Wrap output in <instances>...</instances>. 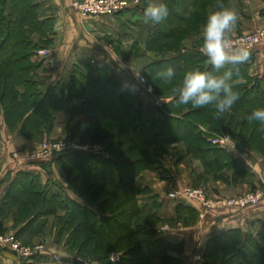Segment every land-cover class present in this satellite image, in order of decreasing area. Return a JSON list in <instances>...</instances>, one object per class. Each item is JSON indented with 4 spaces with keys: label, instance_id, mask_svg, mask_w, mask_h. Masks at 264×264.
Listing matches in <instances>:
<instances>
[{
    "label": "trees",
    "instance_id": "obj_1",
    "mask_svg": "<svg viewBox=\"0 0 264 264\" xmlns=\"http://www.w3.org/2000/svg\"><path fill=\"white\" fill-rule=\"evenodd\" d=\"M162 2L168 6V18L153 26L144 44L135 42L128 54L145 59L142 74L154 93L171 98L157 108L91 61L46 86L39 72L46 69L47 59L35 55L38 49L52 48L53 18L42 14L40 0H0V121L4 117L22 138L42 142L50 138L58 113L64 112L70 117L72 138H91L102 149L66 151L33 161L46 173V181L38 173L19 171L0 204V233L11 217L19 239L42 237L53 217L55 242L67 236L66 246L77 255L73 264H184L171 254L182 253L183 244L169 240L165 222L140 203L136 178L146 170L168 177L171 166L177 167L185 156L203 166L201 173H193L195 188L207 189L211 179L238 184L257 178L247 163L211 139L228 135L240 151L264 155V123L246 119L253 109L264 107V74L252 75L249 62L238 65L230 83L239 99L223 115L217 116L213 105L177 104L173 88L185 72L211 70L200 48L209 9L216 8L218 0ZM219 2L232 8L231 0ZM169 66L175 76L165 84L157 73ZM178 142L184 144V154L167 160L168 146ZM55 168L66 174L67 185L55 177ZM178 214L188 226L198 219V211L189 206L180 205ZM259 223L256 232L232 228L211 236L200 264H264V221ZM22 242L31 244L28 239ZM113 254H119V260L112 261Z\"/></svg>",
    "mask_w": 264,
    "mask_h": 264
},
{
    "label": "crops",
    "instance_id": "obj_2",
    "mask_svg": "<svg viewBox=\"0 0 264 264\" xmlns=\"http://www.w3.org/2000/svg\"><path fill=\"white\" fill-rule=\"evenodd\" d=\"M77 0H40V10L45 17L54 20L55 34L53 36V55L47 60L46 69L39 72V80L48 85L54 84L64 75L70 73L74 66H84L88 61L96 67L105 68L108 74L116 75L125 81L131 91L140 94L146 100V95L136 79L142 74L145 59L129 57L128 54L135 42L144 44L149 36L153 24L145 23L143 10L147 0H125L126 7L120 15L114 17H102L93 20L83 16L75 10L73 3ZM232 8L238 14V23L234 31H250L264 27V0H232ZM233 31V32H234ZM232 32V33H233ZM35 41L40 37L36 35ZM116 46L119 47L118 51ZM127 54V56L123 55ZM250 72L252 75L264 74V53H251ZM23 91L22 87H19ZM0 128V168L3 169V177L0 178V204L7 193L10 180L16 174L25 170L41 175L42 180H47L46 173L39 165L33 162L28 155L39 149V142L28 140L12 132L1 119ZM70 117L64 112H59L54 129L50 138H64L69 135L68 125ZM168 157L180 156L185 152L182 142L173 143L168 146ZM19 153V159L13 160L12 155ZM247 163L257 178L245 179L238 184H227L223 181L210 180L215 195H236L256 189L264 183V155L253 150L239 151L237 155ZM175 171L160 174L156 171L146 170L136 178V187L140 190L139 199L145 204H152V211L165 222L163 228L167 232L169 240L183 244L182 253H171L173 256L183 259L184 264H200L196 262L194 255L196 246L202 242V253L206 249L207 240L214 235H219L232 228H241L249 232H256L260 227V221H264V202L247 209H236L231 207H219L205 209L198 202L171 199L169 194L175 189L193 185V173L203 171L202 163L192 156L183 157L182 161L175 167ZM171 174V175H170ZM55 177L64 185H67L66 174L55 168ZM254 184H253V183ZM189 206L198 211V219L193 225H185L184 220L179 218L178 207ZM184 216V215H183ZM54 218L48 221L43 238L47 241L48 254L59 255V258L50 255L44 260L22 259L15 253L4 251L0 247V264H73L77 255L66 246L67 236L60 243H56L52 234ZM5 232L14 231L13 218H8L4 224ZM29 243L39 241L40 237H28ZM59 259V260H58Z\"/></svg>",
    "mask_w": 264,
    "mask_h": 264
},
{
    "label": "clouds",
    "instance_id": "obj_3",
    "mask_svg": "<svg viewBox=\"0 0 264 264\" xmlns=\"http://www.w3.org/2000/svg\"><path fill=\"white\" fill-rule=\"evenodd\" d=\"M168 16V6L162 0H147L143 10L145 23L161 24ZM238 19L235 9L225 7L219 0L216 8L209 9L202 28L200 51L207 57L211 70L193 68L186 71L182 81L173 88L177 104H190L193 108L213 105L217 116H220L230 111L239 99L230 82L234 74L239 72L237 66L250 60L251 52L246 47H233L231 33L235 30ZM229 65L232 67H228ZM174 76L175 69L171 66L157 73V77L165 84H170ZM246 119L249 122L264 123V107L253 109Z\"/></svg>",
    "mask_w": 264,
    "mask_h": 264
},
{
    "label": "built area",
    "instance_id": "obj_4",
    "mask_svg": "<svg viewBox=\"0 0 264 264\" xmlns=\"http://www.w3.org/2000/svg\"><path fill=\"white\" fill-rule=\"evenodd\" d=\"M75 10L79 11L83 16L93 20H100L102 17H114L119 14L125 7V0H77L73 3ZM231 41L234 48L246 47L251 53H264V27L235 33L231 35ZM52 48H41L36 51L35 58L48 59L52 56ZM140 84L146 86L147 78L140 74L137 77ZM169 99L154 98L156 107H163ZM170 101V100H169ZM211 143L219 145L221 148L228 149L232 144L228 137H214ZM77 151L83 153H99L102 149L98 145L79 144L75 140H59L54 142L45 141L41 145V149L31 156V160H49L58 156L62 152ZM0 171V175H1ZM171 199H180L185 201L198 202L205 209L231 207L236 209H246L250 206H256L264 202V185H260L254 191L239 194L229 197H214L210 196L205 188H195L193 186H185L180 189H175L169 194ZM0 247L6 248L15 252L22 259H30L37 254H42L45 251L44 246L37 245L34 247L24 246L18 242L15 236L0 237ZM203 244L199 242L196 246L197 252L194 255L196 262L203 260L202 253ZM119 254H113L112 261L119 260Z\"/></svg>",
    "mask_w": 264,
    "mask_h": 264
},
{
    "label": "rangeland",
    "instance_id": "obj_5",
    "mask_svg": "<svg viewBox=\"0 0 264 264\" xmlns=\"http://www.w3.org/2000/svg\"><path fill=\"white\" fill-rule=\"evenodd\" d=\"M231 2H232V0H231ZM251 31V30H250ZM242 32H244V31H234L233 33H231V35L232 34H235V33H242ZM53 50V49H52ZM53 55V54H52ZM51 58V57H50ZM49 59V58H48ZM47 59V60H48ZM140 75V74H139ZM146 77V76H145ZM136 81H137V83L139 84V86H140V88H141V90H142V92L144 91L146 94V97H147V100H150V102H151V100H152V103L154 104V98H162V99H169V100H171V98L170 97H162V96H159V95H157V94H155L154 93V89H153V86L151 85V84H149L148 83V81H147V85L146 86H144V85H142V84H140L139 82H138V80L136 79ZM169 100H168V102H169ZM165 103H167V102H165ZM154 106H155V104H154ZM156 107V106H155ZM164 107V106H163ZM157 108H162V107H157ZM68 130H69V125H68ZM220 136H222V137H228V138H230L231 139V142H232V144L230 145L231 147L229 148L230 150H228L230 153H232V154H236L237 155V153L240 151V148H239V146L237 145V142H236V140H234V139H232L230 136H228V135H215V136H213V138L214 137H220ZM59 140H75L77 143H79V144H87V145H101V144H99V143H97V142H95L94 140H92L91 138H88V137H75V138H72L71 137V135H70V131H69V135L68 136H66V137H64V138H48L47 140H43L42 142H39V149H37V150H35V151H33V152H31V153H29V155H28V157L29 158H31V156L35 153V152H38L40 149H41V145L45 142V141H48V142H54V141H59ZM212 144H214V143H212ZM215 145V144H214ZM217 146H219V145H217ZM220 147V146H219ZM169 150V149H168ZM250 150H252V149H250ZM242 151V150H241ZM254 151V150H253ZM22 151H18V152H15L13 155H12V159L13 160H18L19 159V153H21ZM256 152V151H255ZM258 153V152H257ZM260 154V153H259ZM261 155H263V154H261ZM159 157H162V155H160ZM176 158V157H175ZM173 165V164H172ZM175 169V167H173V166H171V171H175L174 170ZM0 171H2L1 172V175H0V178L1 177H3V169L2 168H0ZM262 185H264V183H262ZM188 186H190V185H188ZM260 186V185H259ZM258 186V187H259ZM257 187V188H258ZM183 188V187H182ZM197 188V187H196ZM198 188H204L203 186H201V187H198ZM206 189V188H205ZM207 192H208V194L210 195V196H214V197H229V196H235V195H215V193L213 192V190H212V188H211V186L210 185H207ZM255 190V189H254ZM254 190H250V191H247V192H242V193H239L240 195L241 194H245V193H248V192H251V191H254ZM239 194H236V195H239ZM140 203L142 204V205H146L147 206V208L148 209H153V206H152V204H145V201L144 200H140ZM261 204V203H260ZM257 206V205H256ZM11 235H13V236H15V238H16V240L18 241V242H20L22 245H24V246H29V247H34V246H37V245H42V246H44V248H45V251L42 253V254H37V255H35V256H44V258H43V260L44 259H46L50 254H48V244H47V241L43 238V236L41 237V236H39L40 237V239H39V241H36V242H33V243H31V244H24L23 242H22V239H19L17 236H16V234H15V229H14V231L13 232H5V233H0V237L2 236V237H4V236H6V237H8V236H11ZM55 239V238H54ZM4 251H6V252H9V253H15V252H12V251H10V250H8V249H6V248H3V247H1ZM16 254V253H15ZM35 256H33V257H35ZM51 256V255H50ZM54 256H56V255H52L51 257L52 258H54ZM57 258H59V255H57L56 256ZM60 259V258H59ZM58 259V260H59ZM80 260V259H79Z\"/></svg>",
    "mask_w": 264,
    "mask_h": 264
},
{
    "label": "water",
    "instance_id": "obj_6",
    "mask_svg": "<svg viewBox=\"0 0 264 264\" xmlns=\"http://www.w3.org/2000/svg\"><path fill=\"white\" fill-rule=\"evenodd\" d=\"M80 264V263H79Z\"/></svg>",
    "mask_w": 264,
    "mask_h": 264
}]
</instances>
